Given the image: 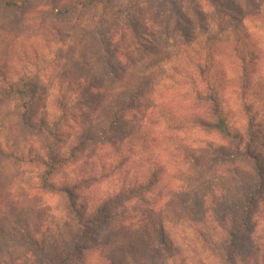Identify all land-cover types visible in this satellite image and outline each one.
<instances>
[{"label": "rangeland", "instance_id": "1", "mask_svg": "<svg viewBox=\"0 0 264 264\" xmlns=\"http://www.w3.org/2000/svg\"><path fill=\"white\" fill-rule=\"evenodd\" d=\"M12 1L18 7L0 2V29L21 36L49 63L35 79L40 94L30 99L36 128L21 119L24 109L18 99H0V141L17 143L23 152L31 147L49 154L54 167L50 180L56 187L39 186L44 165L0 157V198L12 197L29 214L35 210L27 218L37 223L40 243L31 244L23 227L25 216L10 213L4 223L0 212L6 251L18 259L29 248L45 244L51 250L57 244L80 246L81 257L76 251L68 264H224L217 254H224L231 240L226 230L242 224L244 200L258 190L252 200L259 207L247 225L244 264H264V51L248 67L251 87L245 101L230 82L232 72L224 68L228 85L220 93L219 110L240 138L226 137L215 128L211 101L196 100L187 87L179 89L188 95L168 91L164 72L170 71L169 65L150 75L151 85L159 84L157 94L123 112L117 130L99 129V113L84 105L104 107L98 105L100 94L126 101L122 79L155 52L176 49L188 37L222 39L240 23L236 9L247 12L260 8V2L104 0L87 10L79 6L87 0ZM54 5L74 7L56 14ZM224 5L231 10L225 12ZM134 30L148 34L141 37ZM256 32L264 40V30ZM77 80L82 85L75 91H60L61 82ZM160 103L178 128L153 114ZM150 115L156 125L148 123ZM196 116L207 121L201 124ZM87 121L94 127L85 132ZM142 128L156 140L148 150L139 140ZM257 168L263 175L259 187ZM65 188L72 191L75 210L94 217L88 233H80L64 209ZM160 238L169 254L154 259L152 247Z\"/></svg>", "mask_w": 264, "mask_h": 264}, {"label": "trees", "instance_id": "2", "mask_svg": "<svg viewBox=\"0 0 264 264\" xmlns=\"http://www.w3.org/2000/svg\"><path fill=\"white\" fill-rule=\"evenodd\" d=\"M102 1L104 0H87L79 3V6L91 10L102 4ZM0 2L10 7H18V4L12 0H0ZM222 2L221 0V4ZM258 2H260V8H249L247 12L242 11V9L239 11L236 9L235 13L241 17L240 23L232 28L230 33L222 39L214 36L197 37L194 39L188 37L189 39H185L186 43L176 49L155 52L144 66L130 72L129 76L122 79L121 86L124 88L122 94L126 96V101L117 100L116 95H110L107 99V96L100 94L98 95V101L100 100L98 105L104 103V107H93V104L89 102L85 103L86 109L100 114L98 116L100 118L99 125L101 126H98V128L104 130L112 127L111 129L117 130V125L124 119L123 112H129L132 107H136L137 102L141 99H151L157 94L156 86L159 84L155 86L151 85L150 75L154 70H161L163 67L169 65L170 71L164 72L169 81L168 91L177 89L175 91H178L179 95H188L187 91L179 89L187 87L189 95L191 93L196 100L211 101V112L218 120L215 128L226 137L240 138L239 134H233L229 128L226 121V113L223 110H219V103L221 102L220 93L228 85L226 71H224L225 67L232 72L233 78L230 79V82L241 90L243 101H245L246 89H250L251 87L248 78V67L250 64L257 62L264 51V40L256 32L264 30V0H258ZM54 7L56 14H65L70 13L74 5H54ZM223 7L225 8V12L231 10L230 7L227 8L225 5ZM136 8H140V3ZM134 31L135 34L137 33L141 37L144 34H148L146 32H139L138 30ZM98 36L100 35L98 34ZM217 56H220L219 60H217ZM47 63L49 62H47L43 52L38 48H29L28 43L21 36L0 29V99H18L24 109L21 113V119L26 125L34 128H36V124H34V116H30V99L40 94V89L36 86L35 79H37V73L44 70ZM82 79L87 81L86 79L88 78L84 77ZM79 84L82 85V82L69 81L66 84L61 82L60 91H75ZM240 85L241 87L239 88ZM65 105H67V108H71V102L66 101ZM153 109V114H157L161 118V122L164 121L165 124L168 123L171 127L178 128L179 124H176L175 120H172V117L170 118L171 115L163 104H157ZM196 117L201 120V124H203L204 120L207 121L200 116ZM179 122L184 123V120ZM148 123L156 125L157 121L150 115ZM92 127H94V123L87 121V124L84 126L85 132ZM143 128L139 140L143 147L148 150L156 140L149 133H146L147 131L143 130ZM125 137L130 138L127 135ZM88 139L91 140L90 137ZM121 142H123V138ZM17 145V143L14 144L13 142L10 145H4L0 141V157H3V159L12 157L20 162L40 163L44 165L46 169L40 173L38 184L42 189H54L56 184L50 180L54 172V167L48 162L50 155L46 156L31 147L28 152H23ZM54 161L56 162V160ZM257 169L259 187L261 181H263V175L262 169ZM62 191L67 194L68 201L67 204H64V209L74 220L73 224L81 229V231L79 229L80 233H88L89 225L94 224V217H85L77 208L75 210L74 198L70 189L65 188ZM257 191L255 190L254 193L248 194L246 200H244V213L241 218L242 224L226 230L231 240L228 244L226 242V245L223 247L224 254H217L224 264H244L246 261L244 246L249 240L248 236H246V232H248L247 225L250 224L254 211L256 212L259 207V202H255L254 204V200H252ZM11 198H0V212H2L4 223L9 222L10 213L25 216V218L23 217L24 230L32 238L31 244L33 247L38 246L40 243L37 223L31 222L27 218L33 216L36 213L35 210L29 214L23 210L22 204L19 201H14ZM76 215L77 218L75 217ZM0 233H5L2 225L0 226ZM242 234L244 236H241ZM6 241V237L1 236L0 264H68L73 260L76 251H80V246H73L74 248L71 249L68 246L59 247L56 244L55 248L50 250L43 244V247L38 249L39 252L35 248H29L24 258L15 259L10 251H6L8 249L6 248ZM75 243L73 241V244ZM206 243L209 242L207 241ZM242 243L244 244L242 245ZM152 248L154 251L151 255L154 259L164 254H169L167 244L161 238L158 244ZM80 254L79 252V258L81 257ZM249 258L253 259V256L250 255Z\"/></svg>", "mask_w": 264, "mask_h": 264}]
</instances>
